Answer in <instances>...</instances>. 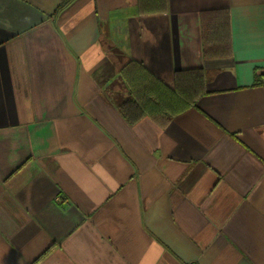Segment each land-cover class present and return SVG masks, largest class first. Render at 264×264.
<instances>
[{"label":"crops","instance_id":"crops-1","mask_svg":"<svg viewBox=\"0 0 264 264\" xmlns=\"http://www.w3.org/2000/svg\"><path fill=\"white\" fill-rule=\"evenodd\" d=\"M59 2L0 0V264H264V0ZM214 10L231 54L203 58ZM130 60L205 93L129 125Z\"/></svg>","mask_w":264,"mask_h":264},{"label":"trees","instance_id":"trees-1","mask_svg":"<svg viewBox=\"0 0 264 264\" xmlns=\"http://www.w3.org/2000/svg\"><path fill=\"white\" fill-rule=\"evenodd\" d=\"M71 1L60 0L55 13ZM166 4V0H137L140 14L165 12ZM200 18L203 58L229 56L231 54V32L228 11H208ZM98 70L104 75L102 81L99 82L101 85L107 83L114 74L109 72L105 66H101ZM118 74L127 87V97L118 104V110L129 125L148 116L159 121L163 127L176 115L195 107L199 97L205 93L204 71L201 68L177 70L174 74V89L168 88L135 60L125 63Z\"/></svg>","mask_w":264,"mask_h":264}]
</instances>
